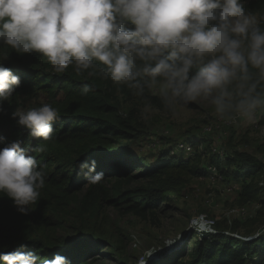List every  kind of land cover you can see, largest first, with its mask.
Masks as SVG:
<instances>
[{
    "label": "trees",
    "instance_id": "trees-1",
    "mask_svg": "<svg viewBox=\"0 0 264 264\" xmlns=\"http://www.w3.org/2000/svg\"><path fill=\"white\" fill-rule=\"evenodd\" d=\"M243 5L248 12L258 15L259 25L264 29V0H249ZM0 63L21 79L10 101L0 105V137H6L5 142H0V149L19 141L30 150L29 154L37 159L45 174V185L28 215L18 212L12 200L0 193V252L33 251L42 259L60 254L70 264H94L102 243L84 232L87 217L97 218L105 207L142 218L154 217L163 203L181 194L188 174L204 175V167L191 166L182 154L172 153L173 149H161L155 163L139 158L132 149L137 138L131 124L134 113L124 117L122 99L158 108L167 103L163 96L151 93L150 77L138 78L143 94L135 95L136 90L127 85L102 79L99 73L103 65L95 72L77 73L74 66H69L64 73H56L46 57L35 52L20 54L2 43ZM137 63L142 67V62ZM197 70L194 67L192 73ZM250 75L252 82L256 80L257 93L264 99V81L259 74L252 77L250 72ZM155 81L164 78L157 77ZM85 84L94 89L87 96L81 95ZM27 100H36L33 108L49 104L58 110L51 140L31 138L17 124L18 117L13 118L12 113ZM37 145H43L44 151H35ZM217 159L213 157L207 162L217 165L227 182L240 185L238 194L243 200H253L258 189L264 188L260 185L263 160L236 150ZM92 161L96 164L94 172L81 168L82 163ZM96 173H103V180L92 184L89 177ZM257 180L261 181L257 184ZM258 203L260 212L264 200ZM70 220L80 221V233L60 237L58 230ZM237 222L243 221L235 220L232 230ZM218 224L219 221L217 234L198 237L194 233L196 240L190 248L183 245L173 253L148 260L147 264H264V235L243 241L225 235Z\"/></svg>",
    "mask_w": 264,
    "mask_h": 264
},
{
    "label": "clouds",
    "instance_id": "clouds-1",
    "mask_svg": "<svg viewBox=\"0 0 264 264\" xmlns=\"http://www.w3.org/2000/svg\"><path fill=\"white\" fill-rule=\"evenodd\" d=\"M0 43L20 54L46 57L56 73L69 66L77 73L95 72L103 65L102 79L127 85L135 95L143 94L138 78L154 82L163 77L166 101L169 93L184 104L212 97L217 113L234 107L246 117L264 104L257 83H248L250 68L264 81V29L241 0H0ZM194 67L198 70L192 73ZM234 81L240 89L235 105L228 89ZM20 85V77L0 63V105L10 101ZM93 90L85 84L81 95ZM58 115L49 104L12 113L31 138L44 141L53 138ZM29 151L19 141L0 149V193L24 215L45 185V174ZM35 151L43 152L44 146L37 145ZM95 167V161L81 164L89 172ZM89 180L100 183L103 173ZM191 225L197 231H213L203 214ZM0 264L70 262L60 254L42 259L33 251L16 250L0 252Z\"/></svg>",
    "mask_w": 264,
    "mask_h": 264
},
{
    "label": "rangeland",
    "instance_id": "rangeland-1",
    "mask_svg": "<svg viewBox=\"0 0 264 264\" xmlns=\"http://www.w3.org/2000/svg\"><path fill=\"white\" fill-rule=\"evenodd\" d=\"M247 1L249 0H241L243 4ZM255 17L258 20V15ZM250 72L252 77L259 74L257 69L250 68ZM253 82L256 80L253 79ZM164 83L165 81L151 82V93L162 96ZM248 83H252V79ZM237 84L238 82L234 81L228 86L232 93L233 105L240 99ZM35 102L36 100L23 101L19 110L31 109ZM121 110L124 117H129V112L134 113L131 124L135 128L137 138L132 143V149L139 158L148 162L155 163L161 149L175 148L177 154H182L191 166L200 169L205 167L211 158L218 160V156L211 152L214 146L228 154L236 150L264 161V104L247 117L234 107L220 114L215 110L212 97L184 104L178 98H172L169 93L167 103L162 108L139 106L122 99ZM222 120L228 121L226 126ZM209 123H214L215 129L212 133L204 132ZM183 141L194 144L191 154L176 149ZM202 178L199 174H188L181 194L172 196L163 203L154 217L142 218L112 207H105L97 218L87 217L83 223L84 232L94 235V238L102 243L101 252L94 264H136L141 256L153 249H161L166 254L173 253L183 245L188 249L196 240L195 237L189 239L190 221L194 216L209 212L219 219V227L226 230L229 229L225 221L226 214L232 208L264 200V188H259L257 197L247 201L238 193L225 194L224 184L212 185ZM261 180L264 181V175ZM260 181L257 180V184ZM79 222L68 221L63 229L58 230V235L77 236L80 233ZM262 226L264 207L252 218L237 222L231 230L244 236H253ZM132 235H136L139 242H134ZM154 259L159 258L157 256Z\"/></svg>",
    "mask_w": 264,
    "mask_h": 264
},
{
    "label": "built area",
    "instance_id": "built-area-1",
    "mask_svg": "<svg viewBox=\"0 0 264 264\" xmlns=\"http://www.w3.org/2000/svg\"><path fill=\"white\" fill-rule=\"evenodd\" d=\"M223 124L226 126L228 121L226 120H222ZM215 127H214V123H209L205 126L204 128V132L206 133H212L214 131ZM175 148H173L172 153H177L175 150ZM176 149L185 153H189L191 154L193 152V144L188 143V142H180L177 146ZM211 152L215 155H217L219 158H224L226 155V152L223 149H219L218 147H212L211 148ZM203 176V180L215 185L218 183L224 184V188H223V192L227 195H232L235 193H238L240 190V185L235 183V182H227L225 179V176L222 174V172L219 170L218 166L213 164V163H207V165L204 167V175ZM201 176V177H202ZM261 186L264 185V181H262L260 183ZM261 208V204L258 202H253L251 204H247L241 207H237V208H232L227 214H226V220L227 221V225L229 227V229H226L224 231L225 235L234 237L236 239L239 240H243V241H251V240H255L257 238H259L261 235H264V226H262L257 233H255V235L253 236H244L241 235L237 232H234L231 230V226L233 225V222L235 220H239V221H246L247 219L253 217L258 210ZM201 214H203L206 219L208 221L211 222V227L213 229V231L211 232H202V231H197L194 227H192L191 225V221H190V229L191 231H193V234L195 233L198 237H202V236H210V235H214L218 233V229H217V222L219 221V219L217 217L212 216L209 212H202L195 217H199ZM192 218V219H193ZM191 219V220H192ZM135 237V238H134ZM132 240L134 242H139V239L136 235H132ZM164 251H161V249L159 251L156 250H152L147 252V254L141 256L138 259V262L136 264H147L148 260L153 259L154 257H159L161 256V254H163ZM156 255V256H155Z\"/></svg>",
    "mask_w": 264,
    "mask_h": 264
},
{
    "label": "water",
    "instance_id": "water-1",
    "mask_svg": "<svg viewBox=\"0 0 264 264\" xmlns=\"http://www.w3.org/2000/svg\"><path fill=\"white\" fill-rule=\"evenodd\" d=\"M193 237V231H191V234L189 236V239H191Z\"/></svg>",
    "mask_w": 264,
    "mask_h": 264
}]
</instances>
